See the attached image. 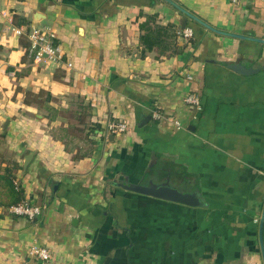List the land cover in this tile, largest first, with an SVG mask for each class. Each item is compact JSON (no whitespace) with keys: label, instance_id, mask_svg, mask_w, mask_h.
Segmentation results:
<instances>
[{"label":"crops","instance_id":"obj_1","mask_svg":"<svg viewBox=\"0 0 264 264\" xmlns=\"http://www.w3.org/2000/svg\"><path fill=\"white\" fill-rule=\"evenodd\" d=\"M172 1L220 32L168 0H0V157L43 207L30 220L0 204V264H264V43L233 35L264 38V0ZM152 14L187 19L181 51L144 50ZM21 26L54 32L64 61L34 60ZM93 123L79 159L90 144L74 128ZM150 182L199 191L201 205L126 187Z\"/></svg>","mask_w":264,"mask_h":264},{"label":"built area","instance_id":"obj_2","mask_svg":"<svg viewBox=\"0 0 264 264\" xmlns=\"http://www.w3.org/2000/svg\"><path fill=\"white\" fill-rule=\"evenodd\" d=\"M14 31L17 35L25 34L30 40V46L28 48V53L36 61H42L45 58L52 60L55 63H62L64 61L62 48L56 39L54 32L47 30L44 27H29L26 31L24 27H15ZM182 37L187 39L192 38L193 29L184 28L182 30ZM67 65L72 66L71 62H67ZM185 101L188 104L200 106V99L195 94H188L185 96ZM155 117H160V114L156 111L154 113ZM179 125V122L176 121ZM126 121H111L107 126V131L110 133H123L129 128ZM17 184V182H16ZM9 212L15 215L25 216L30 220L37 218L43 210V207L37 203L31 202L29 200H23L19 203L13 204L8 207ZM31 250L32 255L41 259L42 261H48L51 259V252L46 247L34 246Z\"/></svg>","mask_w":264,"mask_h":264},{"label":"trees","instance_id":"obj_3","mask_svg":"<svg viewBox=\"0 0 264 264\" xmlns=\"http://www.w3.org/2000/svg\"><path fill=\"white\" fill-rule=\"evenodd\" d=\"M140 27L142 30L140 41L144 50H158L161 54L175 53L182 50V47L178 45L177 42V36H183L182 30L175 29L172 24H159L157 14L147 16V19L141 23ZM51 98L52 95L50 93L47 94L46 99L51 100ZM100 128V125L95 123L81 129L74 128L82 132H86L87 130V136H85V138L87 137V141L90 144L87 150H84L75 157L80 159V157H84L91 153L95 141L90 138V134L96 132ZM2 162H5L6 165L0 171V186L5 188L7 201L1 200L0 204L9 207L24 200V190H22L23 188L20 187V185L16 184L14 173V171L21 168V166L17 162L11 160H3L0 163Z\"/></svg>","mask_w":264,"mask_h":264},{"label":"water","instance_id":"obj_4","mask_svg":"<svg viewBox=\"0 0 264 264\" xmlns=\"http://www.w3.org/2000/svg\"><path fill=\"white\" fill-rule=\"evenodd\" d=\"M169 2L173 3L176 5V7H179L175 2L172 0H168ZM181 10L185 11L188 16L192 17L193 19L197 20L201 24L207 26L208 28L220 32V30L214 28L213 26L209 25L208 23L202 21L200 18L197 16L189 13L182 7H179ZM187 24V19L183 21L182 28L184 29ZM234 36L238 37H245L248 39L256 40L259 42L264 43V38H256V37H250V36H244V35H239V34H233ZM229 68L232 70L241 73V74H251L254 72H257V69L247 67L244 64H230ZM32 158V154H28L26 158L24 159V167L26 168L30 162V159ZM127 188H130L132 191L153 196L156 198L164 199V200H169V201H174V202H179L183 203L186 205L190 206H200L201 205V199L199 197V191L198 192H185L183 190H180L179 188L173 186L172 184L170 185L169 182L165 183H155V182H150L149 184H137V185H127ZM259 235H260V245L261 246V251L263 255V260H264V207L263 211L261 214V220H260V227H259Z\"/></svg>","mask_w":264,"mask_h":264},{"label":"rangeland","instance_id":"obj_5","mask_svg":"<svg viewBox=\"0 0 264 264\" xmlns=\"http://www.w3.org/2000/svg\"><path fill=\"white\" fill-rule=\"evenodd\" d=\"M1 161H3V158H2V157H0V162H1Z\"/></svg>","mask_w":264,"mask_h":264}]
</instances>
